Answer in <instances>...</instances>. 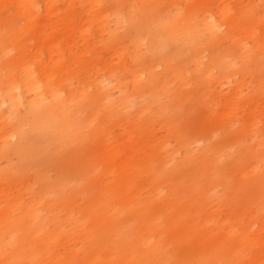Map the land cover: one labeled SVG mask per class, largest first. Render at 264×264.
I'll return each mask as SVG.
<instances>
[{
    "label": "rangeland",
    "instance_id": "obj_1",
    "mask_svg": "<svg viewBox=\"0 0 264 264\" xmlns=\"http://www.w3.org/2000/svg\"><path fill=\"white\" fill-rule=\"evenodd\" d=\"M0 264H264V0H0Z\"/></svg>",
    "mask_w": 264,
    "mask_h": 264
},
{
    "label": "bare ground",
    "instance_id": "obj_2",
    "mask_svg": "<svg viewBox=\"0 0 264 264\" xmlns=\"http://www.w3.org/2000/svg\"><path fill=\"white\" fill-rule=\"evenodd\" d=\"M229 83V82H228Z\"/></svg>",
    "mask_w": 264,
    "mask_h": 264
}]
</instances>
